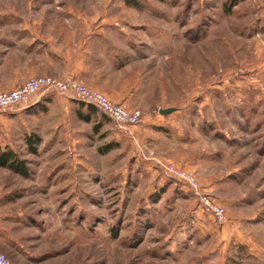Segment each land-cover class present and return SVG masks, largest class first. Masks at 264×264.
I'll return each instance as SVG.
<instances>
[{
	"label": "rangeland",
	"instance_id": "374dc122",
	"mask_svg": "<svg viewBox=\"0 0 264 264\" xmlns=\"http://www.w3.org/2000/svg\"><path fill=\"white\" fill-rule=\"evenodd\" d=\"M61 29L121 30L110 85L143 121L133 139L51 90L0 111L27 173L1 171L9 262L264 264V0H0V92L41 77L40 33Z\"/></svg>",
	"mask_w": 264,
	"mask_h": 264
},
{
	"label": "crops",
	"instance_id": "0c3cea01",
	"mask_svg": "<svg viewBox=\"0 0 264 264\" xmlns=\"http://www.w3.org/2000/svg\"><path fill=\"white\" fill-rule=\"evenodd\" d=\"M93 32L94 31L90 30V32L85 35H82V33L75 35L69 29H66L65 32H63V29L56 30L52 33H47L45 31L41 32V36L47 40V44L43 50V54L47 57L45 56L42 61L44 69L40 73L41 77H53L57 79L71 78L89 88L107 95L111 100H114L121 104L124 108H127L125 105V97L120 98L119 94L113 90L110 85V81H115L114 78L119 77L120 70L122 69L120 49L116 42H114L112 35L114 34L115 36H118L117 34H119L118 37L121 38V34L119 33L121 30L117 33L112 31L110 33H106L102 31L104 35L101 36L96 35L97 33L94 34ZM46 64L49 65V69H46ZM89 110L90 109L87 105H82L80 102L76 112L79 117L80 115L85 117L89 114ZM19 115H15L13 117H19ZM92 115L93 114H91V116ZM95 115H98L99 118L104 116L98 110ZM5 116L6 115H3V113L0 112V122L2 121L9 124L7 120L8 118ZM147 119L149 118L146 117L144 121ZM1 146L2 143L0 139V195L2 194L1 183L5 177H7L4 176L1 171L5 170L12 172V174H14L13 176L20 175L13 172L9 168L3 167L2 165V154L11 151L13 146L11 143H9L8 149H2ZM15 159L17 158L14 154L13 159L9 162ZM6 198L10 199V204H15L18 201L11 199L13 198L12 196H8ZM4 235L7 236L3 223L0 221V239L2 238L1 236ZM9 238H11L10 234ZM4 246L7 247V244L0 241V250H3L2 248H4Z\"/></svg>",
	"mask_w": 264,
	"mask_h": 264
},
{
	"label": "built area",
	"instance_id": "2783aa9c",
	"mask_svg": "<svg viewBox=\"0 0 264 264\" xmlns=\"http://www.w3.org/2000/svg\"><path fill=\"white\" fill-rule=\"evenodd\" d=\"M51 90L61 95L71 96L75 100L96 108L106 116L123 134L133 136L132 127L143 121L139 110L129 111L121 104L111 100L105 94L89 88L71 78L57 79L53 77H32L23 86L10 92H0V111L23 108L29 105L43 91ZM171 177L185 182L202 199L205 210L214 216L219 224L226 221V212L220 206L214 205L208 197L200 194V184L186 172L178 173L173 168H167ZM0 264H11L5 253L0 252Z\"/></svg>",
	"mask_w": 264,
	"mask_h": 264
},
{
	"label": "trees",
	"instance_id": "16d2710c",
	"mask_svg": "<svg viewBox=\"0 0 264 264\" xmlns=\"http://www.w3.org/2000/svg\"><path fill=\"white\" fill-rule=\"evenodd\" d=\"M81 104L85 105L82 102H81ZM87 106L90 109L89 114L85 117L80 115V118L88 122L90 120V118L92 117L91 114H96L97 110L93 106H90V105H87ZM98 126H100V125H98ZM13 156H14V154L11 151L3 153L1 156L2 162H3L2 165L5 166L6 168H9L10 170H12L15 173H18V174L23 175V176H27L25 167L21 161H19L18 159H15V160H12L11 162H9L11 159H13Z\"/></svg>",
	"mask_w": 264,
	"mask_h": 264
},
{
	"label": "water",
	"instance_id": "95a60500",
	"mask_svg": "<svg viewBox=\"0 0 264 264\" xmlns=\"http://www.w3.org/2000/svg\"><path fill=\"white\" fill-rule=\"evenodd\" d=\"M175 110L176 109L172 108V109L162 110V111H160V113L163 115H168V114L174 112Z\"/></svg>",
	"mask_w": 264,
	"mask_h": 264
}]
</instances>
